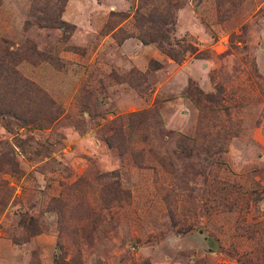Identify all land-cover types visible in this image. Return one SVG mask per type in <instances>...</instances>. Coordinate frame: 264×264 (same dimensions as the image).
Instances as JSON below:
<instances>
[{
	"label": "rangeland",
	"instance_id": "obj_1",
	"mask_svg": "<svg viewBox=\"0 0 264 264\" xmlns=\"http://www.w3.org/2000/svg\"><path fill=\"white\" fill-rule=\"evenodd\" d=\"M0 106V264H264V0H1Z\"/></svg>",
	"mask_w": 264,
	"mask_h": 264
},
{
	"label": "trees",
	"instance_id": "obj_2",
	"mask_svg": "<svg viewBox=\"0 0 264 264\" xmlns=\"http://www.w3.org/2000/svg\"><path fill=\"white\" fill-rule=\"evenodd\" d=\"M1 1V0H0ZM143 40V42L144 43H148V41H146V40H144V39H142ZM159 43V45H160V48H161V50L162 51H164L166 54H168L170 57H172L173 59H175L177 62H180L179 61V59L176 57V56H174V55H172V54H170L169 52H167L166 51V49H165V47H164V45L161 43V42H158ZM10 75V74H9ZM13 77L11 76V77H9V79H12ZM19 81L21 82V79L19 78ZM9 84H11V83H9ZM221 91V93H222V91L223 90H220ZM199 95H203V92H199L198 93V95L197 94H194V95H192V97H193V99L195 100V102H196V104L199 106V107H201V110H203V111H210V109L208 108V107H206L205 109L203 108V101H202V99L199 97ZM205 98L210 102V103H220V100L218 99V98H216V96L213 94V95H205ZM4 111V109L2 108V106H0V113L1 112H3ZM15 116V115H14ZM245 228V227H244ZM246 230L248 231V232H250L252 235H253V233H255V234H259L257 231H254L250 226H246ZM260 235V234H259Z\"/></svg>",
	"mask_w": 264,
	"mask_h": 264
}]
</instances>
